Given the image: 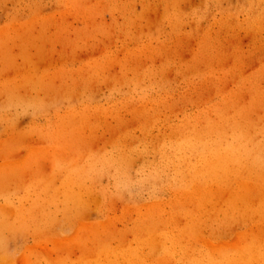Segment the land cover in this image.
<instances>
[{
	"label": "rangeland",
	"instance_id": "obj_1",
	"mask_svg": "<svg viewBox=\"0 0 264 264\" xmlns=\"http://www.w3.org/2000/svg\"><path fill=\"white\" fill-rule=\"evenodd\" d=\"M0 264H264V0H0Z\"/></svg>",
	"mask_w": 264,
	"mask_h": 264
},
{
	"label": "bare ground",
	"instance_id": "obj_2",
	"mask_svg": "<svg viewBox=\"0 0 264 264\" xmlns=\"http://www.w3.org/2000/svg\"><path fill=\"white\" fill-rule=\"evenodd\" d=\"M227 160H229L230 158L229 157H227L226 158ZM219 160V159H218ZM221 160V159H220ZM230 162V161H229ZM227 163V162H226ZM206 166V165H205ZM230 166V165H229ZM256 167V166H255ZM70 184H71V182H70ZM68 185V184H67ZM38 207V206H37Z\"/></svg>",
	"mask_w": 264,
	"mask_h": 264
}]
</instances>
